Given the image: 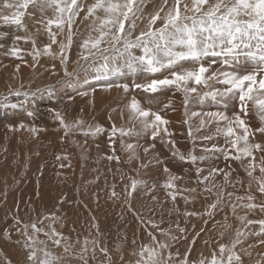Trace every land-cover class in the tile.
I'll return each mask as SVG.
<instances>
[{"label":"rangeland","instance_id":"obj_1","mask_svg":"<svg viewBox=\"0 0 264 264\" xmlns=\"http://www.w3.org/2000/svg\"><path fill=\"white\" fill-rule=\"evenodd\" d=\"M9 2L15 3L16 0ZM78 2L85 10L79 13L72 25V44L64 53L67 71L72 73L70 77L65 76V67L58 55L59 43L67 40V24L63 33L52 25V31L58 33L57 43L52 44L51 54L45 51V45L50 43L46 22L57 15L53 8L45 7L41 14L37 5H30L22 18L25 28L0 20V264H26L19 259L32 250L37 253V261H29L30 264H38L44 259L45 251L59 258L54 264H136L144 248H155L160 252L157 259L161 264H180L185 259L188 264H199L201 260L210 264L213 254L218 259L223 258L227 264V248L221 254L220 244L215 243L227 238L236 241L239 238L235 230L239 229L244 230L241 234L238 232L240 235L251 234L249 238L244 235L248 239L247 245L238 243L233 249L241 256L242 264H264L262 226L249 223L264 220V212L259 207L264 205V193L259 192L257 179L264 176L259 171L264 153L254 152L256 171L249 177L251 158L234 159L235 150L226 142L223 133L216 132L217 127L225 128L227 122H209L204 115L206 112H222L233 118L234 114H239L250 131H254L261 126L257 108L249 101L247 115H244L238 100L228 102L225 108L223 102L217 104L210 98L200 103L197 94L193 93L185 105L183 93L178 90L146 93L135 88L134 84L162 79L166 73L132 71L125 66L124 58L110 63L113 70L107 73V80H97L99 73L96 69L103 61L97 58L92 62L91 57L89 61L81 59L82 52L87 54L81 47L83 41L89 35H98L93 31L95 24L99 23L95 16L85 19L87 7L95 0ZM3 3L4 0H0V11L11 14L13 10L3 9ZM158 4L156 0H145L142 19L136 21L137 27L131 39L134 40L145 28L148 14L155 12ZM96 15L103 17L104 13L97 10ZM37 20L41 22L37 23ZM159 24L157 21L156 26ZM16 36L31 37L35 39V45L31 39L17 41ZM101 47H107V44ZM13 48L20 50L18 54H13ZM131 52L135 56L142 55L139 48L131 49ZM212 59L207 58L208 61ZM182 63L186 68L193 67L190 63ZM220 67L219 63H214L210 71ZM117 68L119 71L114 70ZM141 74L146 78L150 76L140 79ZM106 84L113 87L106 90ZM117 84H127L128 91L115 87ZM197 87L198 92L207 91L202 86ZM215 87L222 88L223 85L216 84ZM49 91L53 93L51 96ZM17 92L21 95H16ZM23 93H28L27 99ZM133 98L141 107L151 108L168 121L166 125H159L155 139L151 136V129L142 131L139 121L130 119L129 106ZM11 104H22L23 107L12 109L5 106ZM55 112H59L70 126L67 134L55 118ZM193 112L200 115L192 116ZM202 119L204 124H201ZM233 126L237 134H242L241 128ZM98 127L102 131L96 132ZM113 127L132 131L123 136L117 131L112 136ZM206 136L212 139H204ZM249 140L264 143V136L257 132L250 135ZM128 144L133 148L128 149ZM213 145L226 151H216ZM205 149L213 150L206 152ZM9 150L11 152L7 153ZM181 154L206 158L193 163L188 159L181 160ZM113 155L119 157V163L108 159ZM165 168L169 171L165 172ZM197 169L202 171L198 174ZM213 169L219 171L212 172ZM170 175L177 179L173 181V188H166L164 185ZM205 176H208L207 180ZM132 179L144 182L137 185L135 192L131 190ZM126 187L130 196L125 191ZM170 193L175 194L176 201ZM249 196L253 199L249 200ZM214 203L216 208H211ZM249 204L257 207H248ZM186 212L193 214L187 215ZM34 222L43 231L35 232L31 228ZM24 225H28L27 229ZM52 229L60 235L52 234ZM25 232L35 243L27 239ZM54 239H60V244H55ZM12 243L20 250L13 249L10 256L11 248L4 244ZM26 244L29 247H25ZM161 244L167 247L161 249ZM231 246L227 244L228 248ZM101 249H106L107 255ZM13 255L17 259L12 258ZM244 255L247 256L245 260Z\"/></svg>","mask_w":264,"mask_h":264},{"label":"snow or ice","instance_id":"obj_2","mask_svg":"<svg viewBox=\"0 0 264 264\" xmlns=\"http://www.w3.org/2000/svg\"><path fill=\"white\" fill-rule=\"evenodd\" d=\"M144 3L145 0H95L88 6L85 19L95 16V21L99 23L95 24L94 21L93 31L98 35L96 37L89 35L88 39L83 41L81 47L87 51V54L82 52L81 59L89 61L91 57L92 62H95L97 58L103 61L96 69L99 73L96 77L97 80H107V73L113 70L109 67L110 63L120 58L125 59V66L132 71H143L149 74L166 73L162 79L154 78L146 83L134 84V87L146 93H157L163 89L181 91L185 105L188 104L190 94L195 93L200 103L210 98L217 104L223 102L225 108L228 107V102L238 100L241 112L247 115V105L251 101L257 108L261 121V126L254 131H250L249 126L239 114H234L233 118H229L222 112H206L204 115L209 118V122L212 120L227 122L225 128L217 127L216 132L223 133L226 142L230 144L231 149L235 150L234 159L251 158L248 165L250 169L248 176L252 177L253 172L256 171L254 152L264 153V143H253L249 140L250 135L254 136L257 132L264 136V0H162L156 11L148 14L145 28L140 30L133 40L130 37L137 27L136 21L142 19ZM30 5H37L41 14L45 7L53 8L57 13L55 18H49L46 22V31L50 39V43L45 45V51L48 54H51L52 44L57 43L58 33L52 31V25H55L60 33H63L64 26L67 24L69 30L67 40L66 43H59L58 55L65 67V76H72V73L67 71V57L64 53L71 47L72 25L79 13L85 10L84 6L78 0H16L15 3L4 0L2 8L13 11L11 14L0 11V20L5 24H15L20 28H25L22 18ZM165 8H167L166 11ZM97 10H101L104 16L96 15ZM162 12L164 15H161ZM157 21L160 22L159 26H156ZM36 22L40 23L41 21L37 20ZM37 31L39 32L40 29ZM21 39L26 41L31 39L35 45V39L31 37H15L17 41ZM102 44H107V47H101ZM134 48L142 49V55H133L131 49ZM19 51L17 48L12 49L13 54H18ZM209 57L213 59L208 61ZM182 62L190 63L193 67L186 68ZM214 63H219L221 67L210 71ZM114 70L119 71V68ZM210 81L212 83H209ZM66 82L62 81V83ZM216 84L223 85V87H215ZM197 86H202L207 91L198 92ZM105 87L110 89L113 85L107 84ZM115 87H122L127 92L129 86L117 84ZM15 94L21 95L19 92ZM52 94L49 91V95ZM23 95L27 99L28 93H23ZM83 95H87V93H83ZM4 99L7 100V97ZM5 106L12 109L23 107L22 104ZM167 106L165 105V107ZM129 107L132 113L130 119L138 120L142 131L146 132L151 129L153 139L159 134V125L168 123L158 112L152 111L151 108L141 107L135 98ZM28 114L32 115L31 112ZM199 115L200 113H192V116ZM55 118L60 121L67 134L70 126L59 112H55ZM78 123H82V121ZM201 124H204L203 119ZM233 125L241 128L242 134H237ZM20 127L23 128L24 125L21 124ZM31 131L35 132L36 129H31ZM95 131L99 132L102 129L98 127ZM117 131L123 136L131 132L132 129L126 132L124 128L113 127L112 136H115ZM164 131L167 132V129L165 128ZM85 134L87 135V133ZM228 138L232 139L228 140ZM204 139H212V137L206 136ZM127 148L132 149L133 145L128 144ZM213 149L222 153L226 151L225 148H217L215 145H213ZM213 149H205V151L209 152ZM114 151L115 149H113ZM145 151L147 152L148 149ZM173 155L176 153L174 152ZM205 158V156L197 157L193 154H189L187 157L183 154L180 155L181 160L188 159L193 163L197 160L203 161ZM108 159H114L119 163L118 156H109ZM129 159L131 160L132 156ZM164 171L168 172L169 169L165 168ZM201 171V169H197L198 174ZM216 171L219 169L212 170V172ZM259 171L264 174V155L261 156ZM212 172L209 175H212ZM175 179L177 177L170 175L164 186L173 188ZM204 179L207 180L208 176H205ZM257 179L259 180V192L264 193V176ZM142 183L144 182L132 179V192H135L137 185ZM125 191L131 195L127 188ZM112 195H116L115 191ZM170 195L173 200L176 199L175 194L170 193ZM248 199L252 200L253 197L249 196ZM216 206L215 203L210 205L211 208H216ZM248 207L255 208L257 205L249 204ZM259 207L264 212V205ZM186 214L192 215L193 213ZM17 223L20 222L17 220ZM249 223H259L262 226L261 231L264 232V220L249 221ZM24 227L27 229L28 225H24ZM31 228L37 233L43 231V229L37 228L35 222L31 224ZM44 234L52 238L50 233L45 232ZM52 234L60 235L55 233L54 229H52ZM239 235L237 233V236ZM25 236L35 243L32 237L27 236V232H25ZM153 240H155L154 236ZM41 243L43 242L41 241ZM54 243L59 245L60 239H54ZM238 243H240L239 239L233 241L231 248L224 244L219 245L221 254L227 248L229 253L227 264H233V261L236 264H242L241 256L233 250ZM25 247H29V245L26 244ZM166 247V244L160 245L161 249ZM101 251L107 255L106 249H101ZM145 254H147L146 258ZM160 256L161 253L156 249L144 248L140 252L141 259L137 260L136 264H161L157 259ZM44 257L38 261V264H54V261L59 259L47 251L44 252ZM27 259L37 261L36 251H30ZM168 259H171V253H169ZM180 264H188L187 259L181 261ZM199 264H204V261L201 260ZM210 264H225V260L218 259L213 254Z\"/></svg>","mask_w":264,"mask_h":264},{"label":"bare ground","instance_id":"obj_3","mask_svg":"<svg viewBox=\"0 0 264 264\" xmlns=\"http://www.w3.org/2000/svg\"><path fill=\"white\" fill-rule=\"evenodd\" d=\"M156 2H157V4H158L159 2H162V0H156ZM158 5H159V4H158ZM40 27H41V26H40ZM7 28H9V27H7ZM29 29H30V28H29ZM48 61H49V59H48ZM51 61H52V60H51ZM7 71H9V70H7ZM3 72H4V71H3ZM6 73H7V72H6ZM3 74H4V73H3ZM5 75H6V74H5ZM11 75H12V74H11ZM147 76H148L147 78H149L150 75H147ZM11 78H12V77H11ZM141 78L144 79V78H146V77H144V76L142 77V74H141L140 79H141ZM147 78H146V79H147ZM8 79H9V78H8ZM8 81H9V80H8ZM127 82H128V81H127ZM130 82H131V81H130ZM7 85H8V84H7ZM106 85H107V84H106ZM118 88H119V87H118ZM118 88H116V89H118ZM101 90H102V89H101ZM106 90H110V89H106ZM103 93H104V92H103ZM101 94H102V92H101ZM102 98H103V96H102ZM109 98H110V97H109ZM248 116H249V115H248ZM256 135H257V134H256ZM33 139H34V138H33ZM258 140H259V139H258ZM39 144H40V143H39ZM55 144H56V143H55ZM58 146H59V145H58ZM59 147H60V146H59ZM56 149H57V148H56ZM35 150H37V148H36ZM170 150H171V149H170ZM32 151H33V149H32ZM10 152H11V151L9 150L7 153H10ZM69 152H70V151H69ZM55 153H56V152H55ZM55 153H54V154H55ZM57 154H58V153H57ZM257 154H258V153H257ZM52 156H53V154H50V157H52ZM69 156H70V155H69ZM165 156H166V154H165ZM254 156H255V155H254ZM55 158H56V157H55ZM75 159H76V158H75ZM166 161H167V160H166ZM242 161H243V160H242ZM245 161H246V159H245ZM247 161H248V160H247ZM249 161H250V160H249ZM168 163H169V161H168ZM170 163H171V162H170ZM241 163H242V162H241ZM243 163H244V162H243ZM245 163H246V162H245ZM167 165H168V164H167ZM167 165H166V166H167ZM245 165H246V164H245ZM76 166H77V165H76ZM168 166H169V165H168ZM172 167H173V166H172ZM236 167H238V166H236ZM231 168H232V167H231ZM238 168H239V167H238ZM168 169H169V168H168ZM170 169H171V167H170ZM235 170H236V169H235ZM235 170H234V171H235ZM238 170H239V169H238ZM240 171H241V169H240ZM95 174H96V173H95ZM241 174H242V173H241ZM243 174H244V173H243ZM96 175H97V174H96ZM257 176H258V175H257ZM179 179H180V178H179ZM242 179H243V178H242ZM191 180H192V178H191ZM180 181H182V180H180ZM240 181H241V180H240ZM194 182H195V180H194ZM198 182H199V181H198ZM187 183H188V182H187ZM98 185H99V183H98ZM174 185H175V184H174ZM157 186H158V185H157ZM175 187H176V186H175ZM184 187H185V186H184ZM250 187H251V186H250ZM124 188H125V187H124ZM126 188H127V187H126ZM178 188H179V187H178ZM182 188H183V187H182ZM115 191H116V190H115ZM119 192H120V191H119ZM170 192H171V191H170ZM181 192H182V191H181ZM201 194H202V193H201ZM201 194H200V195H201ZM261 194H262V193H261ZM117 195H118V194H117ZM183 195H184V194H183ZM89 196H90V195H88V197H89ZM129 196H130V195H129ZM137 196H138V195H137ZM84 197H85V196H84ZM88 197L86 196L87 199H88ZM183 197H184V196H183ZM237 197H238V196H237ZM259 197H260V196H259ZM93 198H94V197H93ZM134 198H136V197H134ZM216 198H217V197H216ZM263 198H264V197H263ZM128 199H130V198H128ZM177 199H178V198H177ZM260 199H261V198H260ZM167 200H168V199H167ZM169 200H170V199H169ZM89 201H90V200H89ZM125 201H126V200H125ZM175 201H176V200H175ZM75 202H76V201H75ZM97 202H99V201H97ZM97 202H96V203H97ZM114 202H115V201H114ZM258 202H259V201H258ZM118 203H119V202H118ZM124 203H126V202H124ZM180 203H181V202H180ZM238 203L241 204V202H238ZM255 203H256V202H255ZM76 204H77V202H76ZM173 204H174V202H173ZM190 204H191V203H190ZM190 204H189V205H190ZM73 205H75V204L73 203ZM186 205H187V204H186ZM238 205H239V204H238ZM71 206H72V205H71ZM112 206H113V205H112ZM124 206H125V205H124ZM113 207H114V206H113ZM120 207H121V206H120ZM120 207H119V208H120ZM190 207H191V206H190ZM71 208H72V207H71ZM135 208H136V207H135ZM89 209H90V208H89ZM89 209H88V211H89ZM122 209H123V208H122ZM125 209H126V208H125ZM187 209H188V208H187ZM90 210H92V209H90ZM114 210H115V209H114ZM103 211H104V210H103ZM111 211H112V209H111ZM120 211H121V210H120ZM92 212H93V211H92ZM113 212H114V211H113ZM86 213H87V212H86ZM89 213H90V212H89ZM109 213H110V212H109ZM186 213H187V212H186ZM80 214L82 215L83 213H80ZM84 214H85V213H84ZM111 214H112V213H111ZM86 215H87V214H86ZM94 215H95V214H94ZM94 215H93V216H94ZM112 215H113V214H112ZM112 215H111V216H112ZM89 216H90V214H89ZM111 216H110L109 218H111ZM118 216H119V215H118ZM184 216H185V214H184ZM121 217H122V216H121ZM238 217H239V216H238ZM80 218H81V221H82V218H83V217L80 216ZM96 219H97V218H96ZM98 219H99V218H98ZM112 219H113V218H112ZM112 219H110V220H112ZM200 220H201V218H200ZM209 220H210V219H209ZM89 221H91L90 218H89ZM93 221H94V220H93ZM205 221H206V220H205ZM207 221H208V220H207ZM228 221H229V220H228ZM112 222H113V221H112ZM190 222H191V221H190ZM85 223H86V222H85ZM85 223H84V224H85ZM126 223H127V222H126ZM132 223H133V222H132ZM212 223H213V222H212ZM216 223H217V222H216ZM96 224H97V223H96ZM105 224H106V223H105ZM128 224H129V223H128ZM206 224H207V223H206ZM94 225H95V224H94ZM94 225H93V226H94ZM101 225H102V224H101ZM83 226H84V225H83ZM129 226H130V225H129ZM208 226H209V225H208ZM127 227H128V226H127ZM125 229H126V228H125ZM129 230H130V229H129ZM224 230H225V228H224ZM220 231H221V230H220ZM239 231H240V234H241V232L244 231V230H242V231H241V229H239V230H237V231L235 230L236 233H238ZM121 232H122V231H121ZM213 232H214V231H213ZM231 232H232V231H231ZM198 233H199V232H198ZM128 234H129V233H128ZM192 234H193V232H192ZM192 234H191V235H192ZM200 234H201V233H200ZM131 235H132V234H131ZM196 235H197V234H196ZM244 235H247V237L249 238L251 234H250V233H246V234H243V235H239V236L236 235V236L240 239V243H239V244L245 246V245L248 244V243H246V242L248 241V239L245 238ZM145 236H147V235H145ZM175 236H176V235H175ZM193 236H194V235H193ZM198 236H199V234H198ZM242 238H243V240H242ZM39 239H40V238H39ZM125 239H126V238H125ZM37 240H38V239H37ZM196 240H197V239H196ZM198 240H199V239H198ZM216 240H217V239H216ZM73 241H74V240H73ZM205 241H206V240H205ZM125 242H126V241H125ZM197 242H198V241H197ZM232 243H233L232 240H230V238H227V239H225V241H224V240H219V241L216 242L215 244H224V245L231 244V245H232ZM124 244H125V243H124ZM126 244H127V243H126ZM208 244H209V243H208ZM215 244H214V245H215ZM13 245H15V244H14V243L9 244V245H8V244H4V246H5L6 248H9V247L11 248V251L9 252V253H10V254H9L10 256H11V253L14 251L13 249L18 250V251L20 250V248H16V247L13 246ZM184 246H185V245H184ZM200 246H201V243H200ZM207 246H208V245H207ZM207 246L205 245V247H207ZM216 246H217V245H216ZM0 247H2V244H1V243H0ZM141 247H142V246H141ZM141 247H140V248H141ZM194 248H195V247H194ZM251 248H253L254 250L256 249L255 247H251ZM261 248H263V247H261ZM154 249H155V248H154ZM236 249H237V248H236ZM192 252H193V251H192ZM191 255H193V254H191ZM27 256H28V255H26V256H25V255H22L21 258L19 259V261H23V263H26V262H27L26 264H30L29 260L27 259ZM245 256H246V255H244V259H243V260H245V259L247 258V256H246V257H245ZM115 257H116V256H115ZM196 257H197V256H196ZM12 258L17 259L14 255L12 256ZM113 258H114V257H113ZM186 258H187V257H186ZM114 259H115V258H114ZM116 259H117V258H116ZM195 259H196V258H195ZM162 260L165 261L164 259H162ZM163 261H162V262H163ZM165 263H166V262H165ZM64 264H66V262H65ZM250 264H251V263H250Z\"/></svg>","mask_w":264,"mask_h":264}]
</instances>
